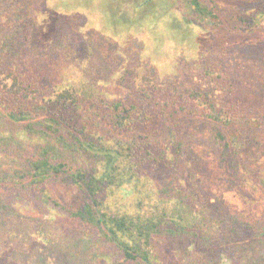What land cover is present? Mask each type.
I'll use <instances>...</instances> for the list:
<instances>
[{"label": "trees", "instance_id": "1", "mask_svg": "<svg viewBox=\"0 0 264 264\" xmlns=\"http://www.w3.org/2000/svg\"><path fill=\"white\" fill-rule=\"evenodd\" d=\"M21 1L0 0V23L17 21ZM179 2L189 25L220 24L238 33L264 27V0ZM145 5L148 19L163 13L155 0ZM14 31H0V235L11 232L19 241L17 221L42 227V218L21 212L28 204L61 212L58 228L73 241L86 240L88 253L106 264H220L233 253L244 254L239 264H264V214L249 218L205 197L197 176L203 156L192 144L199 132L208 134L221 162L237 168V134L229 131L239 122L253 130L260 118L217 111L210 97L209 113L197 115L160 93L167 101L155 108L142 86H130L126 99L107 100L89 86L62 83V72H46ZM209 76L232 92L240 87L222 73ZM189 116L198 119L187 125ZM189 161L192 188L181 177ZM51 186L68 189L67 200ZM54 239L55 252L86 253Z\"/></svg>", "mask_w": 264, "mask_h": 264}, {"label": "rangeland", "instance_id": "2", "mask_svg": "<svg viewBox=\"0 0 264 264\" xmlns=\"http://www.w3.org/2000/svg\"><path fill=\"white\" fill-rule=\"evenodd\" d=\"M145 4L146 0H22L17 21L13 25L0 23V31L6 33L13 28L25 37L23 42L32 50L33 62L46 66V72L64 73L65 78L59 77L62 83L89 86L107 100L126 99L130 86H142L151 92L155 108L160 107V101H167L159 98L160 93L169 103L184 105L199 115L211 111L205 102L210 97L217 111L225 110L238 119L260 118L263 123L253 130H244L250 125L239 122L229 131L237 134L234 146L241 158L237 168L221 162L208 134L199 132L192 142L203 156L197 176L204 185L205 197L233 213L259 217L264 214V27L260 24L252 31L238 33L223 30L220 24L189 25L179 0H155L164 14L148 19ZM141 12L147 13L141 20L121 18L130 13L137 19L136 14ZM22 28L28 30L25 35ZM214 71L240 87L232 92L216 84L209 76ZM197 91L209 94L199 98ZM197 119L189 116L187 125ZM123 135L128 137V133ZM193 165L189 161L182 169L181 177L188 188L194 186ZM52 190L65 201L70 192L64 187L53 186ZM20 210L42 218V227L17 221L18 243L11 232L0 235V264L108 262L93 258L86 240L73 241L68 231L58 228L62 218L58 210H41L28 204L20 205ZM52 235L60 245L73 250L79 245L86 253L55 252L50 247ZM243 255L224 254L220 264H239Z\"/></svg>", "mask_w": 264, "mask_h": 264}]
</instances>
